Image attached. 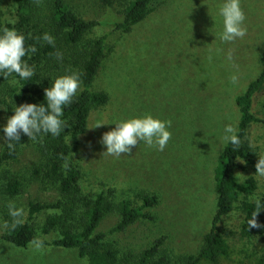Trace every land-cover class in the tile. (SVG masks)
I'll return each instance as SVG.
<instances>
[{"label": "rangeland", "instance_id": "rangeland-1", "mask_svg": "<svg viewBox=\"0 0 264 264\" xmlns=\"http://www.w3.org/2000/svg\"><path fill=\"white\" fill-rule=\"evenodd\" d=\"M70 2L86 19L101 21L87 33L88 40L109 33L113 47L93 84L109 93V102L91 112L83 135L68 139L70 160L82 172L81 187L85 193L103 192L134 205L143 203L140 194L157 195V203L145 208L152 218L141 217L106 238L122 252H138L165 235L162 249L173 264H185V256L199 252L216 212V168L227 143L224 127L231 124L237 131L240 110L236 98L261 70L264 0H240L247 34L228 43L220 39L223 17L219 9L225 0H167L128 32L115 29L113 18L120 15V5L107 7L100 0ZM2 9L6 20H13L11 0L2 1ZM230 50L231 61L227 59ZM233 75L238 76L237 84L231 83ZM254 101L256 113L264 118V88ZM145 115L171 121L172 137L163 151L141 142L131 154L119 158L102 154L106 146L100 143L101 137L115 127L113 122ZM99 122L113 124L90 128ZM6 123L7 114L0 104V152ZM248 141L264 156V123L251 125ZM40 163L41 154L33 143L23 145L16 159L0 162V236L4 222H12L9 202L24 209L26 221L31 200L52 202L59 197L53 184L36 177L34 168ZM242 165L236 171L238 180L252 175L257 188L250 194L241 193L233 209L218 222L229 254L217 264H258L264 256V236L242 234L241 207L244 199L264 196V177H258L250 164ZM11 173L20 174L23 182L16 196L3 190ZM56 212L45 209L35 214L32 223L39 239L51 242L60 235L58 230L45 234L40 229L46 217ZM120 217L118 211L105 214L94 233L108 232ZM0 264H89V260L76 248L44 243L43 251H36L30 244L18 246L0 237ZM200 264L215 263L203 259Z\"/></svg>", "mask_w": 264, "mask_h": 264}, {"label": "trees", "instance_id": "trees-1", "mask_svg": "<svg viewBox=\"0 0 264 264\" xmlns=\"http://www.w3.org/2000/svg\"><path fill=\"white\" fill-rule=\"evenodd\" d=\"M0 0V30L4 27L14 28L25 37V46L35 45L37 51L29 59L24 58L30 66H34L35 74L31 80H22L13 73L5 79L0 75V104L4 106L7 119L14 114V109L22 103H46L44 90L51 87L54 80L73 72L80 76V90L70 105L64 106V130L59 136L41 134L35 142L21 134L19 142L15 143V151L11 154L4 139L0 152V162L6 163L16 159L25 144L33 143L41 154V163L34 168L37 178L43 182L53 184L59 193L57 200L29 202V215L23 225L15 230L5 228L1 239L18 246H27L38 232L32 219L35 214L54 209L57 212L49 214L41 231L49 234L58 230L60 235L51 242L44 241L65 248H76L80 256L87 257L89 264H173L166 250L162 249L166 236L162 235L146 248L134 252L122 250L110 242L106 236L117 231L125 230L129 225L141 217L152 218L145 208L157 203L155 194H140L143 199L141 205H134L130 200L116 201L103 192L85 193L81 187V170L72 163V152L69 138L77 139L87 131L90 114L93 110L109 102V93L103 89L93 87L98 72L105 58L112 51L109 43V33L88 40L87 33L98 24L97 19H86L77 12L70 0H41L37 5L34 0H11L13 4V20H6ZM105 6H121L120 15L114 16L115 29L128 32L138 22L145 19L167 0H100ZM44 33L54 37V46L42 39ZM62 54V60L55 58V54ZM261 70L252 80L246 91L236 98L240 110V120L236 134L242 141L241 147L234 150L233 145L227 142L219 157L216 168V212L212 226L204 236V242L197 254L185 256V264H200L202 260L219 263L222 256L229 254V244L226 238L218 231L217 225L221 217L231 211L240 199L241 193L250 194L257 188L254 176L240 182L237 178V169L244 167L237 158L244 159L255 169L258 155L249 147V129L254 123H264V118L255 111V95L264 88V54L260 58ZM67 160L68 167H64ZM23 182L20 174L11 173L3 190L10 196H16L22 191ZM264 203V196L259 198ZM244 219L242 234L247 237L264 236V227H247L255 210V200L244 199L241 204ZM118 211L121 215L118 223L108 232L94 233L105 214ZM263 211V213H262ZM264 209L257 219L264 225ZM263 216V217H261ZM11 225V222L9 223ZM107 239V240H106ZM264 264V256L258 260Z\"/></svg>", "mask_w": 264, "mask_h": 264}, {"label": "clouds", "instance_id": "clouds-1", "mask_svg": "<svg viewBox=\"0 0 264 264\" xmlns=\"http://www.w3.org/2000/svg\"><path fill=\"white\" fill-rule=\"evenodd\" d=\"M39 5L41 0H34ZM220 15L223 17V31L220 39L223 42H234L237 39H243L247 34V28L244 26L246 19L245 12L242 10L240 0H225L220 6ZM49 45L54 46V37L44 33L42 37H37ZM37 51L35 45L25 46V37L18 33L14 28L4 27L0 30V75L5 79L13 73L17 74L22 80H31L35 74L34 66H30L24 59L26 56L30 59L31 55ZM55 58L62 60V54L57 52ZM211 60V56L209 57ZM227 59H233L231 50ZM231 83H238V76L231 77ZM80 76L78 73H71L57 77L51 87L45 88L44 95L46 103H22L16 106L14 114L8 117L6 125L3 127V138L8 142L7 147L10 154L15 151V143L21 139V134L26 135L29 140L35 142L43 134L59 136L64 130L66 122L61 118L63 116L64 106L70 105L77 92L80 90ZM115 127L110 131L103 133L100 143L106 146V151L102 154L119 158L122 154H131L141 142L148 147L163 151L172 137L168 130L171 127V121H163L154 118L151 115L134 117L126 120L113 122ZM99 122L90 128H98L105 124ZM223 140L230 142L234 150L241 147L242 141L236 134V129L231 125H225ZM249 147H253L249 143ZM241 164L246 161L237 158ZM64 167H68L65 160ZM255 173L258 177H264V156H260L255 163ZM264 209V203L259 198H255V210L252 212L251 219L247 221V227L261 228L258 222V215ZM8 214L12 217L11 225L7 221L3 227L15 230L24 223V209L17 207L14 202L8 204ZM30 246L36 251H43L44 242L41 239L34 238Z\"/></svg>", "mask_w": 264, "mask_h": 264}]
</instances>
